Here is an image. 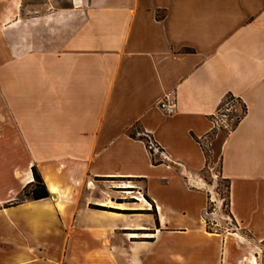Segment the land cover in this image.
Masks as SVG:
<instances>
[{
    "label": "crops",
    "instance_id": "obj_1",
    "mask_svg": "<svg viewBox=\"0 0 264 264\" xmlns=\"http://www.w3.org/2000/svg\"><path fill=\"white\" fill-rule=\"evenodd\" d=\"M228 94L236 229L210 231L202 143ZM33 166L50 196L4 207ZM118 198L135 213L92 208ZM0 264H264V0H0Z\"/></svg>",
    "mask_w": 264,
    "mask_h": 264
},
{
    "label": "rangeland",
    "instance_id": "obj_2",
    "mask_svg": "<svg viewBox=\"0 0 264 264\" xmlns=\"http://www.w3.org/2000/svg\"><path fill=\"white\" fill-rule=\"evenodd\" d=\"M65 0H54V4H64ZM242 113L241 108L239 106H236V110H232L229 112V120L228 124L229 126L227 128L220 127L219 130H215L213 133L211 132L208 137H206L202 143L204 150L206 151L207 155V161L212 167L210 170L209 168H206L202 172V177L206 180L207 183L211 185V191L210 196L212 199V202H208L206 207V227L210 231L214 230H226L228 226L230 225V214L228 211V204H227V182L220 177L218 174L219 170V146L224 139L225 135L227 134L229 128H231L234 124V118L237 115H240ZM137 128H134L133 131H136ZM154 158L159 159L158 153L153 154ZM122 182L127 181H120L118 185H122L123 187L125 184H122ZM132 187L135 185V183H131ZM137 189H130L128 191H132L133 194H126L128 191H121L120 195H125L129 198H132L130 195H137ZM125 193V194H124ZM19 200H23V198H20ZM119 198L116 199L115 203H119ZM130 200V199H129ZM121 201V200H120ZM110 208L117 207L114 206H105ZM107 211V210H106ZM230 217V218H229ZM216 221V222H215ZM215 223H217L215 225ZM231 230V229H228Z\"/></svg>",
    "mask_w": 264,
    "mask_h": 264
},
{
    "label": "trees",
    "instance_id": "obj_3",
    "mask_svg": "<svg viewBox=\"0 0 264 264\" xmlns=\"http://www.w3.org/2000/svg\"><path fill=\"white\" fill-rule=\"evenodd\" d=\"M232 98H234L232 95H230V94L226 95L223 98V100L221 101L218 108H220L226 100H229ZM242 110H244V112L246 111V108L244 105L242 106ZM241 117L242 116H239V115L235 116L234 124L231 128H233L239 122ZM214 131L215 130H212L211 132L213 133ZM132 136H134V134H132ZM144 140H145L146 147H147V149L151 155L152 162L153 163L160 162L154 158L152 150L148 147V138L145 137ZM196 140L199 141L198 139H196ZM204 152L206 154L205 150H204ZM206 158H207V155H206ZM31 171H32V180L30 182H28L23 187L20 195L17 196V198L15 200L10 201L9 203H5L3 205L4 207H8V206L18 204L21 201V200H19L20 198H23V199L24 198H30L33 200H40V199L47 198L50 196V193H49L46 185L44 184L42 177L40 176L39 172L36 170V168L34 166L31 167ZM227 192H228V184H227ZM119 202H121V201L119 200ZM227 204H228V193H227ZM92 208L97 209V210H107V211L120 212V213H135V211L120 210V209H115V208H110V207H105V206H100V205H92ZM207 230H209V229L207 228Z\"/></svg>",
    "mask_w": 264,
    "mask_h": 264
},
{
    "label": "built area",
    "instance_id": "obj_4",
    "mask_svg": "<svg viewBox=\"0 0 264 264\" xmlns=\"http://www.w3.org/2000/svg\"><path fill=\"white\" fill-rule=\"evenodd\" d=\"M243 102L234 97L232 99L226 100L223 105L216 110V112L212 115V130H219L220 127L227 128L229 126L228 120H229V112L232 110H236V106H239L241 108L242 113L239 116L244 115V110H242ZM156 106L158 109H160L164 114L170 115L173 114L176 110V100L174 97L165 95L162 98H160L156 102ZM230 129V128H229ZM148 147L152 150L153 154L154 152L157 153L159 151L158 147L155 145V143L148 139ZM162 154V153H161ZM212 202L211 196L208 197V202ZM206 214L207 212L204 211L203 221L206 224ZM230 218V217H229ZM216 222V221H215ZM230 225L227 228H225L227 231L228 229H236L235 223H233L232 219L230 218ZM217 223H215L216 225ZM207 225V224H206Z\"/></svg>",
    "mask_w": 264,
    "mask_h": 264
},
{
    "label": "bare ground",
    "instance_id": "obj_5",
    "mask_svg": "<svg viewBox=\"0 0 264 264\" xmlns=\"http://www.w3.org/2000/svg\"><path fill=\"white\" fill-rule=\"evenodd\" d=\"M122 184H125V186L127 187H132L131 183L129 182H122ZM125 194V193H124ZM126 194H133L132 191H128L126 192ZM143 199V198H141ZM145 201V200H144ZM146 202V201H145ZM103 205H109V206H117V207H124V204H120V203H114L113 201L108 200L107 202H104ZM126 206V205H125ZM146 234V233H145ZM148 234V233H147ZM150 234V233H149ZM132 236H135V234H133ZM149 236V235H148Z\"/></svg>",
    "mask_w": 264,
    "mask_h": 264
}]
</instances>
